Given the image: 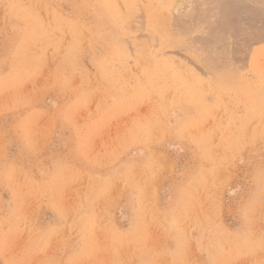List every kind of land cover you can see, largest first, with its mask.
I'll use <instances>...</instances> for the list:
<instances>
[{
	"label": "rangeland",
	"instance_id": "rangeland-1",
	"mask_svg": "<svg viewBox=\"0 0 264 264\" xmlns=\"http://www.w3.org/2000/svg\"><path fill=\"white\" fill-rule=\"evenodd\" d=\"M198 1L0 0V264H264V37Z\"/></svg>",
	"mask_w": 264,
	"mask_h": 264
},
{
	"label": "bare ground",
	"instance_id": "bare-ground-1",
	"mask_svg": "<svg viewBox=\"0 0 264 264\" xmlns=\"http://www.w3.org/2000/svg\"><path fill=\"white\" fill-rule=\"evenodd\" d=\"M238 1L239 0H212L211 6H209L208 8L205 9L206 14H210V15L206 16V18L208 20H210V23L208 24V27H206V29L211 33V35H215V36H216V34H219L218 32L229 30V32H231L235 37L242 36L244 42H250L252 40V34L250 36V34L248 32H246V28L249 25H253L251 23V21H254V23H255L254 25L255 26L258 25L257 26V31L259 30V32H260L259 36L264 37V19H261L260 21L256 19V17L258 15L261 16L260 13L259 12L258 13L255 12V10H253L251 8H249L247 10V7L235 6L238 3ZM253 1H259L260 3H262V2L264 3V0H253ZM164 3H165V1H164ZM131 9H132V7H131ZM253 16L255 18H253ZM147 18H148V20H150L149 17H147ZM181 24L182 23H180V27L183 25V24L182 25ZM198 25L199 24H190L191 27H193V26L197 27ZM185 27H186V25H185ZM257 34H259V33H257ZM253 36H255V35H253ZM213 50H214V48H213ZM205 54H207V53H205ZM215 63H216L215 64L216 66H220V65L223 64L219 60H217V62H215ZM217 68L218 67H216V69ZM218 73L221 74L220 71ZM218 73H216V74H218ZM220 74H218V75H220Z\"/></svg>",
	"mask_w": 264,
	"mask_h": 264
},
{
	"label": "crops",
	"instance_id": "crops-1",
	"mask_svg": "<svg viewBox=\"0 0 264 264\" xmlns=\"http://www.w3.org/2000/svg\"><path fill=\"white\" fill-rule=\"evenodd\" d=\"M257 2H258V5L261 4V7H256L255 8L254 6H252V4L251 5L247 4L246 7L251 8V9L255 10L256 12L260 13L262 10H264V3L263 2L260 3L259 1H257ZM261 16L263 17V15H261ZM257 17H260V16L258 15Z\"/></svg>",
	"mask_w": 264,
	"mask_h": 264
}]
</instances>
